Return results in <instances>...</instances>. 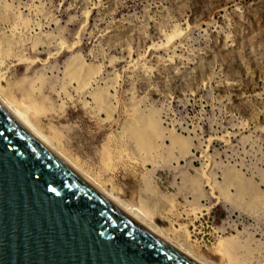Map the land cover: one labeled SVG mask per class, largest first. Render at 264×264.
Masks as SVG:
<instances>
[{
  "label": "rangeland",
  "instance_id": "374dc122",
  "mask_svg": "<svg viewBox=\"0 0 264 264\" xmlns=\"http://www.w3.org/2000/svg\"><path fill=\"white\" fill-rule=\"evenodd\" d=\"M0 30V90L41 84L83 170L197 258L264 264V0H0Z\"/></svg>",
  "mask_w": 264,
  "mask_h": 264
},
{
  "label": "water",
  "instance_id": "95a60500",
  "mask_svg": "<svg viewBox=\"0 0 264 264\" xmlns=\"http://www.w3.org/2000/svg\"><path fill=\"white\" fill-rule=\"evenodd\" d=\"M0 264H203L100 192L0 102Z\"/></svg>",
  "mask_w": 264,
  "mask_h": 264
},
{
  "label": "bare ground",
  "instance_id": "6f19581e",
  "mask_svg": "<svg viewBox=\"0 0 264 264\" xmlns=\"http://www.w3.org/2000/svg\"><path fill=\"white\" fill-rule=\"evenodd\" d=\"M3 5V4H2ZM7 7V5H6ZM7 31L5 30H0V63L2 60H5L4 58H12V56H16L15 59H21L23 55H18V52H14L16 49H18L19 47H15L16 49L14 50V45L16 44L17 38H13L11 35H8V33H6ZM14 33V32H13ZM13 33H9V34H13ZM16 36V35H15ZM20 36V35H19ZM175 37V36H174ZM173 37V39H175ZM35 40V38H33ZM38 41V40H37ZM61 41V40H60ZM170 41V40H169ZM175 41V40H174ZM20 42L23 43L22 40H20ZM33 42V41H32ZM36 43V41H35ZM62 43V42H61ZM170 43V42H169ZM167 42V44H169ZM18 44V43H17ZM24 44V43H23ZM37 44V43H36ZM35 44V45H36ZM59 44V43H58ZM65 44V43H63ZM21 46V45H20ZM61 46V45H60ZM65 46V45H64ZM70 46V44H69ZM72 46V45H71ZM70 46V47H71ZM63 47V46H61ZM64 48V47H63ZM74 49V48H73ZM19 50V49H18ZM63 50V49H61ZM12 60V59H10ZM28 61V60H27ZM77 65H81V61L80 59H77ZM137 66V65H136ZM82 68V67H81ZM1 69V68H0ZM66 70V69H65ZM81 70V69H80ZM78 71V70H77ZM79 73V72H78ZM100 73V72H99ZM23 76L22 79L17 80L16 82L13 83H8V86L10 85L11 88L14 89V91L9 92L8 94H6L7 92H2L0 90V102L1 104L8 110L10 111V113H12V115L14 117H16V119L24 126L26 127L28 130H30L35 136H37L40 140H42L44 143H46L52 150H54L59 156H61L70 166H72L75 170H77L84 178H86L88 181H90L98 190H100V192H102L103 194H105L108 198H110L115 204H117L120 208H122L124 211H126L128 214H130L131 216H133L135 219H137L138 221H140L142 224H144L146 227H148L150 230H152L153 232H155L158 236L163 237L162 235L163 230H159V227H157L156 225H154L153 223H150L149 221H147V219H150L151 221L153 220L154 214V208L153 211L150 209V204L148 205L147 202L146 205H148V207L145 205L144 201H140L141 203L139 204H135L131 201H126L124 200V198L119 194V192H116L115 190L112 189V187H108L107 185H104V180H101L100 178H97L96 175H92L87 173L85 170L82 169L81 165L77 162L78 159H74V157H71L67 152H65L63 149L65 148H61L59 147L56 142V139L59 140V136L57 134V131L55 130V128L53 127V132L47 133L43 130L42 128V124L46 123L44 121V116L47 117V115L45 114V109L47 108V103H46V96L40 94V91L38 93V90L42 89V88H38V86H35V83H33L31 80L33 79H29V81L24 82L22 81V83L20 82L21 80H23ZM93 79V78H92ZM36 80V79H35ZM87 81V80H86ZM90 81V79H89ZM88 81V82H89ZM109 81V80H108ZM88 82H83V83H88ZM95 82V81H94ZM43 83V82H42ZM82 83V82H81ZM90 84V82H89ZM82 85V84H80ZM79 85V87H81ZM6 86V85H5ZM83 86V85H82ZM86 86V85H85ZM16 87V89H15ZM9 89V88H8ZM38 89V90H37ZM103 89V88H102ZM47 95V94H46ZM71 97V96H70ZM60 103V102H59ZM45 111V112H44ZM138 111V110H137ZM48 114V113H47ZM50 118V117H49ZM47 119V118H46ZM45 119V120H46ZM150 120L147 121V125L145 126H140V127H131L132 128V134L137 135L140 137V139H145L144 136L145 135H150L147 133V130H145V128L150 127L152 130L153 129H158L159 128V124L157 127L156 122L154 121L153 118H148ZM49 120V119H48ZM48 124V122H47ZM50 125V123L48 124ZM53 125V124H52ZM44 126V124H43ZM156 127V128H155ZM131 130V129H130ZM133 135V136H134ZM186 138V137H185ZM182 137V135H178V134H172V140L174 141H178L181 143H186V140ZM189 139V138H188ZM145 141V140H144ZM143 141V142H144ZM142 142V143H143ZM150 145V144H149ZM73 148V147H72ZM119 154V153H118ZM107 156V155H106ZM81 162V161H80ZM87 170V169H86ZM94 174V173H93ZM143 200V198H141ZM130 200V199H129ZM151 210V211H150ZM156 214V213H155ZM160 226V225H159ZM184 226V225H183ZM186 231V230H185ZM162 234V235H160ZM167 235V234H166ZM170 236V235H169ZM164 238V237H163ZM172 238V237H170ZM166 239V238H164ZM220 239V238H219ZM169 243H172L171 241H169L168 239H166ZM220 245H223L224 248L227 247V243H234L233 240H231L230 237H225L222 238L220 240ZM174 244L176 247H178L180 250L186 252L187 254H189L190 256L196 258L197 260H199L200 262H202L203 264H210L209 261H205L203 259H199V257L197 258L196 256H194L193 252L191 253L190 251L183 249L184 245L182 243H180V245L182 246H177L175 243ZM185 244V242H184ZM219 244V242H218ZM227 245V246H226ZM230 245V244H229ZM227 249V248H225ZM193 250V249H192ZM222 250V249H221ZM224 250V249H223ZM227 251L228 250H224ZM200 252V251H199ZM224 254V253H223ZM228 255V254H227ZM237 255V254H236ZM231 255L229 254V257ZM234 257V258H232ZM232 257H230L231 262H229L230 264H240L239 263V259L238 257H235L234 255H232ZM232 258V259H231ZM224 260H222L223 262ZM228 263V261L226 262Z\"/></svg>",
  "mask_w": 264,
  "mask_h": 264
}]
</instances>
